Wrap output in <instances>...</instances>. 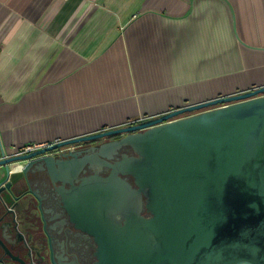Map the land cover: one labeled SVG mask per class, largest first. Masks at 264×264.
Here are the masks:
<instances>
[{"label":"water","instance_id":"1","mask_svg":"<svg viewBox=\"0 0 264 264\" xmlns=\"http://www.w3.org/2000/svg\"><path fill=\"white\" fill-rule=\"evenodd\" d=\"M91 143L99 148L90 156L53 154ZM124 146L136 156L102 159ZM0 155V264H32L34 236L25 239L8 221L33 200L42 210L30 183L44 170L70 223L94 237V264H264V86ZM95 161L112 171L80 176ZM141 195L149 218L140 214Z\"/></svg>","mask_w":264,"mask_h":264},{"label":"crops","instance_id":"2","mask_svg":"<svg viewBox=\"0 0 264 264\" xmlns=\"http://www.w3.org/2000/svg\"><path fill=\"white\" fill-rule=\"evenodd\" d=\"M259 86L264 0H0L5 156Z\"/></svg>","mask_w":264,"mask_h":264},{"label":"flooded vegetation","instance_id":"3","mask_svg":"<svg viewBox=\"0 0 264 264\" xmlns=\"http://www.w3.org/2000/svg\"><path fill=\"white\" fill-rule=\"evenodd\" d=\"M120 137L121 135H118L104 141H116ZM95 144L97 143L74 147L72 150L77 149L82 151L83 154L90 156L98 151L99 147L94 150L90 149ZM104 154L106 157L102 159L109 162L110 165L120 160L122 155L136 156L127 146L121 147L115 152H105ZM90 167L80 176L93 174L94 172H97L100 176H107L112 171L110 166L97 161L93 162ZM119 176L135 187L131 176H123L121 174ZM31 177L30 188L37 193L39 192V194L41 193L42 210L39 212L34 208L36 201L33 200L31 208L28 207L27 211L15 212L8 221L9 228L24 235L25 239L30 237V235L34 236L33 240L39 238L35 244L33 240L31 242L32 258L30 262L32 264H94L96 261L94 253L97 249L95 239L92 235L76 229L70 223L68 215L59 207L58 202L55 200L58 198V194L51 187L49 174L45 170L35 171ZM43 190L45 191L44 193L41 192ZM51 195L53 197L52 200H50ZM141 203L142 211L140 214L144 218L151 217V214L145 208L146 198L143 195H141ZM43 256L44 258H42Z\"/></svg>","mask_w":264,"mask_h":264},{"label":"built area","instance_id":"4","mask_svg":"<svg viewBox=\"0 0 264 264\" xmlns=\"http://www.w3.org/2000/svg\"><path fill=\"white\" fill-rule=\"evenodd\" d=\"M52 144H54V143H52ZM49 145H51V144H49ZM45 146H48V145L25 144V145H22L19 148H17L15 154H13V155L27 154V153L33 152L39 148H43ZM73 148H74L73 146H68V147L62 148L58 151H54L53 154L57 155L59 152H63L65 150H72Z\"/></svg>","mask_w":264,"mask_h":264}]
</instances>
